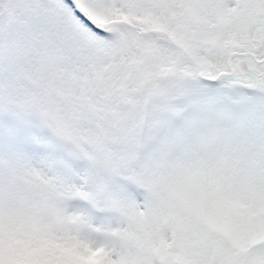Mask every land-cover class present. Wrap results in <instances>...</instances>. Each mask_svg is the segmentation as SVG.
<instances>
[{
	"label": "snow or ice",
	"instance_id": "6c2138e0",
	"mask_svg": "<svg viewBox=\"0 0 264 264\" xmlns=\"http://www.w3.org/2000/svg\"><path fill=\"white\" fill-rule=\"evenodd\" d=\"M0 264H264V0H0Z\"/></svg>",
	"mask_w": 264,
	"mask_h": 264
},
{
	"label": "rangeland",
	"instance_id": "374dc122",
	"mask_svg": "<svg viewBox=\"0 0 264 264\" xmlns=\"http://www.w3.org/2000/svg\"><path fill=\"white\" fill-rule=\"evenodd\" d=\"M98 7H103L102 5H98Z\"/></svg>",
	"mask_w": 264,
	"mask_h": 264
}]
</instances>
